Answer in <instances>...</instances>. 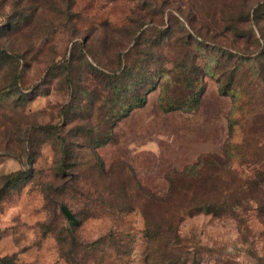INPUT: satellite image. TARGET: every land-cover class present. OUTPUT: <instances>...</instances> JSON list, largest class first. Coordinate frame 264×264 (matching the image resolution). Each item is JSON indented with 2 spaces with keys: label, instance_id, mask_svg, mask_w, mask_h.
Listing matches in <instances>:
<instances>
[{
  "label": "rangeland",
  "instance_id": "obj_1",
  "mask_svg": "<svg viewBox=\"0 0 264 264\" xmlns=\"http://www.w3.org/2000/svg\"><path fill=\"white\" fill-rule=\"evenodd\" d=\"M0 52V259L150 264V222L189 264H264L257 202L182 215L264 168V0H0Z\"/></svg>",
  "mask_w": 264,
  "mask_h": 264
},
{
  "label": "trees",
  "instance_id": "obj_2",
  "mask_svg": "<svg viewBox=\"0 0 264 264\" xmlns=\"http://www.w3.org/2000/svg\"><path fill=\"white\" fill-rule=\"evenodd\" d=\"M41 7H44V5H41ZM261 10L262 8L254 9V16L260 14ZM31 12L34 13V10H32ZM7 54L8 53L0 52V62L7 61ZM135 75L136 74H134L131 64H126L123 68V71L120 75H118L116 79L118 84L119 82H122L121 87H125L128 90L133 88L134 90V104L122 100L120 96L118 97L119 99H121L119 101H122V105L125 107L123 110L124 114L131 111L134 105H143L146 101L144 96L138 93V88L140 87V84L137 80H135L137 78ZM145 76L149 78V74H145L140 77L139 81L144 83ZM149 79L151 80V77ZM117 89L119 91V88L116 86V90ZM199 102V94L194 93L193 98L191 100L192 106H197ZM182 103L183 105L181 104V102L168 103L167 106L164 108L167 112H174L180 110L182 107H186V104L184 102ZM194 170L197 169L192 168L186 172L194 173ZM22 177L23 173L17 174L16 177H13V179L9 182V186L18 185ZM250 200L257 202L258 204L264 207V168L261 172L257 174L255 180L247 181L234 189H223L220 198L208 196L198 198L194 196L190 198L187 201L186 207L183 209L182 215H195L203 212L212 215H223L227 214V211H232L237 206L241 207L246 201ZM150 201L163 203L165 200L151 196ZM147 231L149 232V236H151V243L154 246L156 245L153 250L151 248V253L149 257L150 264H173L175 262H177V264L190 263L188 257H186L185 259L182 257L181 252L177 254L174 251L175 248L180 247V237L178 236L176 229L172 225H170L167 229L163 230L160 225L149 222L147 223ZM0 264H10V260L7 257L1 258ZM192 264H196L195 259L192 260Z\"/></svg>",
  "mask_w": 264,
  "mask_h": 264
},
{
  "label": "water",
  "instance_id": "obj_3",
  "mask_svg": "<svg viewBox=\"0 0 264 264\" xmlns=\"http://www.w3.org/2000/svg\"><path fill=\"white\" fill-rule=\"evenodd\" d=\"M62 211L69 220L74 222L75 225L78 224V220L67 206H63Z\"/></svg>",
  "mask_w": 264,
  "mask_h": 264
}]
</instances>
